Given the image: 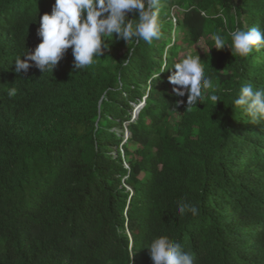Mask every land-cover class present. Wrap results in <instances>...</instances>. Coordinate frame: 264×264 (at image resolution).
Returning a JSON list of instances; mask_svg holds the SVG:
<instances>
[{
  "label": "trees",
  "instance_id": "16d2710c",
  "mask_svg": "<svg viewBox=\"0 0 264 264\" xmlns=\"http://www.w3.org/2000/svg\"><path fill=\"white\" fill-rule=\"evenodd\" d=\"M54 2L0 0V264H153L160 236L194 264H264V122L233 103L264 88V49L241 58L212 39L264 30V0H161L152 44L114 34L86 69L70 47L52 72L17 74ZM207 37L197 55L221 101L188 109L168 76Z\"/></svg>",
  "mask_w": 264,
  "mask_h": 264
},
{
  "label": "clouds",
  "instance_id": "9594fccd",
  "mask_svg": "<svg viewBox=\"0 0 264 264\" xmlns=\"http://www.w3.org/2000/svg\"><path fill=\"white\" fill-rule=\"evenodd\" d=\"M160 8L161 0H55L51 13L40 17L38 35L41 42L34 51H27L23 55L25 59L18 57L15 60V72L19 74L23 70L26 73L33 66L43 73L52 72L70 47L74 67L86 69L103 55V51L108 48L105 39L113 38L114 34L127 43L135 39L152 44L162 36ZM133 12L138 18L135 22L127 19V15ZM228 36L231 39L230 47L222 34L212 37L213 47L219 50L227 46L232 55L241 58H248L254 52L264 49V30L258 27H237ZM168 67L165 61L160 70L153 73L152 78L157 80L160 73ZM172 67L175 71L168 76L169 83L174 86L172 93L178 97H187L186 108H197L198 103L204 104L205 101H211L214 105L221 101V97L215 94L219 85L205 75L197 53L186 56ZM16 93L17 89L14 87L8 90L9 97ZM180 103L177 101V104ZM233 103L243 110L251 123L264 122V88H256L251 82L246 83L240 88ZM142 106L143 104L135 108L133 119L137 118ZM125 136L128 137L127 132ZM178 212L181 215L190 212L195 216L199 209L189 203L180 202ZM147 248L153 264H194L193 255L182 250L178 242L167 236L152 239Z\"/></svg>",
  "mask_w": 264,
  "mask_h": 264
},
{
  "label": "rangeland",
  "instance_id": "374dc122",
  "mask_svg": "<svg viewBox=\"0 0 264 264\" xmlns=\"http://www.w3.org/2000/svg\"><path fill=\"white\" fill-rule=\"evenodd\" d=\"M209 39V37H207V39H202L200 42H198L195 46L191 47L190 51L191 52H196L197 54L203 53L205 51H207V45H206V41ZM184 54V53H183ZM181 56V54H180ZM126 137V136H125Z\"/></svg>",
  "mask_w": 264,
  "mask_h": 264
},
{
  "label": "bare ground",
  "instance_id": "6f19581e",
  "mask_svg": "<svg viewBox=\"0 0 264 264\" xmlns=\"http://www.w3.org/2000/svg\"><path fill=\"white\" fill-rule=\"evenodd\" d=\"M136 116H138V115H136ZM136 116H135V117H136Z\"/></svg>",
  "mask_w": 264,
  "mask_h": 264
},
{
  "label": "water",
  "instance_id": "95a60500",
  "mask_svg": "<svg viewBox=\"0 0 264 264\" xmlns=\"http://www.w3.org/2000/svg\"><path fill=\"white\" fill-rule=\"evenodd\" d=\"M137 112H138V110H137Z\"/></svg>",
  "mask_w": 264,
  "mask_h": 264
}]
</instances>
